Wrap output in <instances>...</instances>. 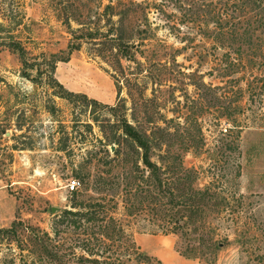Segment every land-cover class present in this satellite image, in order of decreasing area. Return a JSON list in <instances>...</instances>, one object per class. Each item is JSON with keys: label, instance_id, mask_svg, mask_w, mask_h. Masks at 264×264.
<instances>
[{"label": "rangeland", "instance_id": "374dc122", "mask_svg": "<svg viewBox=\"0 0 264 264\" xmlns=\"http://www.w3.org/2000/svg\"><path fill=\"white\" fill-rule=\"evenodd\" d=\"M80 2L84 13L90 5V25L98 31L149 36L136 51L140 69L126 60L138 72L128 82L118 79L116 65L100 54L108 42L82 39L52 72L50 54H66L70 30L78 26L63 22L67 0H0V226L21 219L50 230L72 201L68 181L77 178L81 186L77 171L100 163L91 155H104L116 118L108 105L118 102L133 123L153 128L172 148L186 147L182 159L198 170V185L212 183L226 196L207 217L220 245L215 253L205 246L206 229L189 226L184 236L152 232L127 220L119 204L117 215L140 248L165 264H264V120L249 108L236 112L237 103H246L238 86L245 88L249 70L228 69L226 48L214 38L215 15L232 11V0ZM109 2L112 9L105 8ZM68 9L76 12L74 4ZM56 80L86 96H60ZM190 244L202 246L198 257L169 253L171 247L185 257L177 248ZM8 247L0 242L1 263L23 264L18 250Z\"/></svg>", "mask_w": 264, "mask_h": 264}, {"label": "trees", "instance_id": "16d2710c", "mask_svg": "<svg viewBox=\"0 0 264 264\" xmlns=\"http://www.w3.org/2000/svg\"><path fill=\"white\" fill-rule=\"evenodd\" d=\"M80 1L67 0L61 8L67 27H71L72 20L78 26L70 30L66 54H50L49 70L53 72L58 60H67L72 50L80 47L82 39L102 40L108 45L101 48L100 54L116 65L118 79L130 81L140 69L136 51H143L140 44L149 36L138 35L134 39L132 35L98 31L90 25V5L84 13L82 8L86 4ZM232 3V11L216 13L214 38L226 48L223 60L228 61V69L232 68V72L240 71V67L249 70L245 88L238 86V98L246 92V103L244 106L237 103L236 112L249 108L254 119L264 120V0H232ZM73 4L76 12L69 13L68 6ZM113 6L109 2L105 8ZM107 48L109 53H106ZM19 53L22 56L21 47ZM126 60L137 62L138 71L130 64L125 65ZM26 62L23 58V63ZM37 70L40 72L38 66ZM227 72L229 70L224 74H229ZM243 77L244 74L235 79L239 81ZM56 82L60 96H86ZM108 106L116 118L109 122L112 132L106 134L109 142L103 143L105 153L99 156L97 152L92 153L100 162L93 170L87 169L82 175V171H77L83 187L79 185L71 190L70 206L60 209L50 230L13 219L9 225L0 226V242L9 245V250H18L23 264H165L136 243L127 223L117 215L121 204V214L127 220L136 221L152 232L184 236L189 226L193 231L206 229L209 237L205 246L215 253L220 245L211 233L215 226L207 217L218 211L217 204L225 201L226 196L217 192L212 183L198 185V170L185 165L182 159L186 147H182V151L172 148L155 135L153 128L133 123L123 113L122 104ZM223 115L236 122L231 112L223 111ZM111 143H115L113 150L106 146ZM91 156L87 161L92 160ZM177 250L185 257H198L197 252L203 249L190 244Z\"/></svg>", "mask_w": 264, "mask_h": 264}, {"label": "built area", "instance_id": "2783aa9c", "mask_svg": "<svg viewBox=\"0 0 264 264\" xmlns=\"http://www.w3.org/2000/svg\"><path fill=\"white\" fill-rule=\"evenodd\" d=\"M225 128V127H224ZM80 185V181L77 179V178H71L69 181H68V190L71 191L75 188H78Z\"/></svg>", "mask_w": 264, "mask_h": 264}, {"label": "crops", "instance_id": "0c3cea01", "mask_svg": "<svg viewBox=\"0 0 264 264\" xmlns=\"http://www.w3.org/2000/svg\"><path fill=\"white\" fill-rule=\"evenodd\" d=\"M166 235V234H165ZM166 249H169L168 247H166ZM169 253H171L173 255V257H181V258H184V259H188L189 260V257L186 258V257H183L181 255H179L176 251H173V249L170 247V250H169ZM191 258V257H190Z\"/></svg>", "mask_w": 264, "mask_h": 264}, {"label": "water", "instance_id": "95a60500", "mask_svg": "<svg viewBox=\"0 0 264 264\" xmlns=\"http://www.w3.org/2000/svg\"><path fill=\"white\" fill-rule=\"evenodd\" d=\"M114 147H115V145H113V144H112V145H110V149H111V150H113V149H114Z\"/></svg>", "mask_w": 264, "mask_h": 264}]
</instances>
